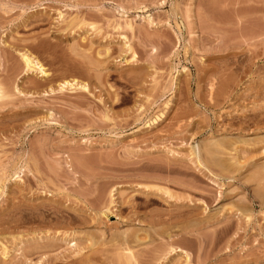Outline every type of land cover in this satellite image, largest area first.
Wrapping results in <instances>:
<instances>
[{
  "label": "rangeland",
  "instance_id": "obj_1",
  "mask_svg": "<svg viewBox=\"0 0 264 264\" xmlns=\"http://www.w3.org/2000/svg\"><path fill=\"white\" fill-rule=\"evenodd\" d=\"M0 86V264H264V0H0Z\"/></svg>",
  "mask_w": 264,
  "mask_h": 264
},
{
  "label": "bare ground",
  "instance_id": "obj_2",
  "mask_svg": "<svg viewBox=\"0 0 264 264\" xmlns=\"http://www.w3.org/2000/svg\"><path fill=\"white\" fill-rule=\"evenodd\" d=\"M130 25V24H129ZM22 58L24 59V62H25V64H26V66H27V69L28 70H34V69H37V70H39L40 71V73H42V74H44V75H48L49 73H47L46 72V70H45V68L43 67V65H42V63H40V61L38 60V59H36L31 53H29L27 50H26V52H23L22 53ZM64 79V78H63ZM74 80V79H73ZM74 81H76V80H74ZM79 83V82H78ZM59 84V83H58ZM75 84H77V82L76 83H71L69 80H66V79H64L62 82H61V84H59L60 86H61V89L62 88H64L65 86H69V87H73V86H75ZM79 86V85H78ZM81 86L83 87V88H85V86L86 85H84V84H82V82H81ZM71 87V88H72ZM54 89V88H53ZM53 89H51V90H53ZM59 90V89H58ZM116 94V93H115ZM8 96L9 95V92H8V90H7V92H6V90L2 87V86H0V97H5V96ZM218 138V137H217ZM225 138V137H224ZM213 140L215 141V139H212V142H213ZM218 141V140H217ZM221 142H223V141H221ZM215 144V143H214ZM219 144V143H218ZM217 144V145H218ZM194 148V147H193ZM196 148L198 149L197 151L195 150H192V151H194V153H196V157L199 159V158H201L202 156H200V146L197 144L196 145ZM225 148V147H224ZM236 150V149H235ZM211 151V150H210ZM192 154V153H191ZM211 154H212V152H211ZM223 154V153H222ZM193 155V154H192ZM212 158V157H211ZM197 159V160H198ZM200 161V159L198 160V162ZM202 161V160H201ZM234 163V162H233ZM203 164V163H202ZM264 169V168H263ZM163 189V188H162ZM165 191L167 192L168 190H166L165 189ZM112 192V191H111ZM170 191H168L167 193H169ZM112 194V193H111ZM171 195V194H170ZM111 201H110V203H109V205L110 204H112V203H114L115 201H114V199H113V195H111ZM95 203V202H94ZM108 205V204H107ZM106 205V206H107ZM100 206V205H99ZM107 209H109V206H107ZM25 210V209H24ZM109 210H111V207H110V209ZM41 211V210H40ZM43 213V212H42ZM178 213V212H177ZM180 213V212H179ZM184 213V212H183ZM29 214V213H28ZM102 214H106V213H104L103 211H102ZM162 214V213H161ZM23 215V214H22ZM37 217V216H36ZM59 218V217H58ZM213 219V218H212ZM156 220V219H155ZM57 221H58V219H57ZM139 221V220H138ZM152 222H155V224H156V222H157V220L156 221H154L153 219L151 220ZM159 221V220H158ZM210 221V220H209ZM23 222V221H22ZM10 223V222H9ZM8 223V224H9ZM49 223V222H48ZM47 223V224H48ZM142 223V222H141ZM158 223V222H157ZM207 223V222H206ZM212 223V222H211ZM149 224H151V222L149 223ZM213 224V223H212ZM221 225V224H220ZM143 226V225H142ZM151 226V225H150ZM4 228V227H3ZM129 228V227H128ZM138 228V227H137ZM136 229V228H135ZM144 230V231H143ZM125 231V230H124ZM123 231V232H124ZM136 231V230H135ZM134 231V232H135ZM126 232V231H125ZM142 232H145V234L143 233V236H142ZM183 232V231H182ZM189 232V231H188ZM150 232H148V230L147 229H144L143 227H139L138 229H137V231L135 232V233H133L134 235L131 237L132 238V240H133V243L134 244H132V242H131V240H130V242L129 241H127L126 239H128V237L125 239V234H121L120 236H122L121 237V239L119 240L118 239V241H121V242H123L120 246H118V255H117V259L119 260L118 262V264H140L139 263V259H138V255H137V253L135 252V250H134V246H135V244L136 245H141L142 243H144V240H146V238L148 237V236H151L150 234H149ZM170 233V232H169ZM120 234V233H119ZM167 234V233H166ZM176 234V233H175ZM145 235V236H144ZM173 235H174V233H173ZM114 236H115V234H114ZM18 237V236H17ZM116 237V236H115ZM171 238H173V236H172V234L170 233V234H168V240L169 239H171ZM13 239H15V238H13ZM20 239V238H19ZM1 240V239H0ZM115 240H117V239H115ZM124 240V241H123ZM107 241V240H106ZM114 241V240H113ZM170 241V240H169ZM168 241V242H169ZM20 242H21V240H20ZM19 242V243H20ZM91 242V241H90ZM115 242H117V241H115ZM2 243V242H1ZM15 243V242H14ZM103 243V242H102ZM6 244V243H5ZM5 244H4V246H2L3 248V250H2V254L3 255H8L9 254V252L11 251V250H9V248L8 247H6L5 246ZM92 244V243H91ZM115 244V243H114ZM118 244H120L119 242H118ZM117 243H116V245H118ZM115 245V246H116ZM162 245V244H161ZM10 246V245H9ZM89 247H90V245H89ZM137 247V246H136ZM32 248V247H31ZM157 249V248H156ZM30 251V250H29ZM151 251V250H150ZM154 251V250H153ZM34 252V251H33ZM138 252V251H137ZM156 252V253H155ZM155 254L154 255H152V257L151 258H149L147 261H145L144 262V264H164V262L168 259V255H170V254H174V253H176L177 255H182V256H185L184 258L188 261L189 260V253H188V251L185 249V248H182V247H180V246H175V245H173V243L170 241L169 243H167V244H165V247L164 248H161V249H157V250H155ZM27 253V252H26ZM25 253V254H26ZM182 253V254H181ZM151 254V253H150ZM172 254V255H173ZM185 254V255H184ZM171 255V256H172ZM176 255V256H177ZM28 256V255H27ZM170 256V257H171ZM6 257V256H5ZM88 257V256H87ZM175 257V256H174ZM173 257V258H174ZM180 257V256H179ZM178 257V258H179ZM29 258V257H28ZM172 258V259H173ZM177 258V259H178ZM182 258V257H181ZM109 259V258H108ZM141 259V258H140ZM7 260V259H6ZM9 260L10 259H8V261L7 262H9ZM25 261V260H24ZM27 261V260H26ZM42 261V260H41ZM142 261H144V260H142ZM183 261V260H182ZM185 261V260H184ZM170 262V261H169ZM185 263V262H184ZM186 264V263H185Z\"/></svg>",
  "mask_w": 264,
  "mask_h": 264
}]
</instances>
